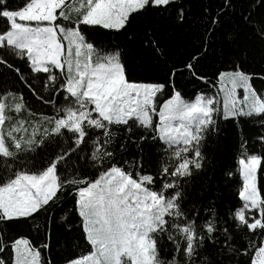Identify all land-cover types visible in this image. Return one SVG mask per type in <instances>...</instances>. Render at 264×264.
I'll use <instances>...</instances> for the list:
<instances>
[{"label":"snow or ice","instance_id":"1","mask_svg":"<svg viewBox=\"0 0 264 264\" xmlns=\"http://www.w3.org/2000/svg\"><path fill=\"white\" fill-rule=\"evenodd\" d=\"M260 9L264 0H251L223 37L235 41L246 30L258 66L232 54L212 79L197 70L223 18L238 11L223 0L215 11L204 7L201 49L183 68L166 80H141L106 37L150 16L182 26L184 0H0V66L50 109L0 80V264H56L54 222L78 233L64 244L72 251L62 264H264ZM155 32L146 27L143 43L167 62ZM178 70L209 89L188 98L175 82ZM229 120L239 139L224 183L235 203L205 205L188 188L205 169L209 137ZM245 121L259 126L256 135L244 133ZM148 142L154 153H145ZM131 146L137 151L128 155ZM24 228L29 234L17 231Z\"/></svg>","mask_w":264,"mask_h":264},{"label":"trees","instance_id":"2","mask_svg":"<svg viewBox=\"0 0 264 264\" xmlns=\"http://www.w3.org/2000/svg\"><path fill=\"white\" fill-rule=\"evenodd\" d=\"M18 2V0H17ZM236 4L237 12L235 14L226 15L223 28L218 31L213 38V43L209 47L208 52L196 65L201 75H206L212 79V73L224 66L225 61L232 54L240 55L242 58L251 62L253 66H258V52L254 51L256 47L251 41L246 39V30L240 28V35L235 41H227L223 39L226 31H232L239 25V12L247 9L251 0H233ZM188 6V20L182 26L169 21L166 17L150 16L147 18H138L133 28L122 36L110 35L106 37V41L119 46L124 51V59L129 68V75L134 79L141 80H166L167 74L171 69H181L189 58L201 49L203 40V28L200 24V18L203 9L207 5H211L213 10H217L223 3V0H184ZM264 13V9H260L257 15ZM146 27L156 28V38L165 47L167 62L157 57L156 53L143 43L144 29ZM247 48V56H244L243 50ZM16 65L25 70L23 62L17 61ZM7 74V75H6ZM7 79L15 84V87L24 92L25 97L36 107H43L44 111H49V106L43 105L42 102L35 99L31 95L30 90L22 82H16L14 73L9 69L0 66V80ZM175 82L178 89L182 93L189 94L188 98L193 97L201 91H207L209 85L203 81L193 77L187 70L177 71ZM39 87V85H37ZM257 87L262 85L257 81ZM244 133L252 137L259 131V126L250 122L242 123ZM239 139V128L232 121L221 122L220 131L212 134L205 146V154L207 156L205 169L199 173L197 177L190 182L188 192L191 199L202 201L205 205L215 200L218 204L225 205L229 202L235 203L232 196L231 187H226L224 183L225 171L232 167L234 155ZM145 153H154L155 145L151 142L145 143ZM135 146H131L130 153L135 154ZM67 206H71V201ZM58 219V217H57ZM24 234H29L27 228L19 229ZM11 234H15L14 232ZM74 237H78V233H66L62 228L56 227L53 223V239L50 255L56 261V264H62L63 258L68 255L72 249L64 247L67 242L69 245ZM59 241V243H58ZM49 253L45 251L47 257Z\"/></svg>","mask_w":264,"mask_h":264}]
</instances>
